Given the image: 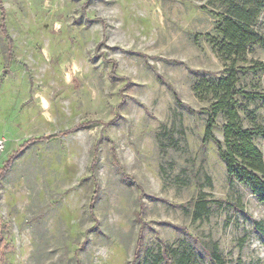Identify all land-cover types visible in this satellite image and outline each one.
Returning <instances> with one entry per match:
<instances>
[{
    "label": "rangeland",
    "instance_id": "1",
    "mask_svg": "<svg viewBox=\"0 0 264 264\" xmlns=\"http://www.w3.org/2000/svg\"><path fill=\"white\" fill-rule=\"evenodd\" d=\"M219 5L0 0V167L17 151L0 172V264H216L215 245L226 264H264V204L204 144ZM256 30L249 65L264 62V10ZM240 77L243 124L264 128L245 96L264 95V73Z\"/></svg>",
    "mask_w": 264,
    "mask_h": 264
},
{
    "label": "trees",
    "instance_id": "2",
    "mask_svg": "<svg viewBox=\"0 0 264 264\" xmlns=\"http://www.w3.org/2000/svg\"><path fill=\"white\" fill-rule=\"evenodd\" d=\"M217 1L220 2V11L216 13L213 32L207 37L217 56L224 62L225 72L220 77L204 78L203 83L197 87L210 102L211 108L204 144L216 142L217 152L225 163L229 179L244 184L264 204V155L255 143L257 138H264V128L256 123L253 127L244 126L238 99L240 76L249 71L264 73V62L249 65L248 61L251 46L262 41L256 24L264 10V1ZM245 96L250 101L264 103L263 94L246 93ZM218 119L223 120L222 141L215 139ZM16 152L0 167V172L5 170ZM198 206L205 208V203L199 201ZM211 258L216 264H226L217 245L212 249ZM185 264L191 262L186 261Z\"/></svg>",
    "mask_w": 264,
    "mask_h": 264
},
{
    "label": "built area",
    "instance_id": "3",
    "mask_svg": "<svg viewBox=\"0 0 264 264\" xmlns=\"http://www.w3.org/2000/svg\"><path fill=\"white\" fill-rule=\"evenodd\" d=\"M4 148V145L0 142V150Z\"/></svg>",
    "mask_w": 264,
    "mask_h": 264
}]
</instances>
